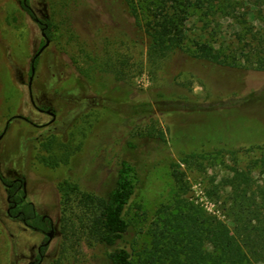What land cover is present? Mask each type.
I'll return each mask as SVG.
<instances>
[{
    "label": "rangeland",
    "instance_id": "1",
    "mask_svg": "<svg viewBox=\"0 0 264 264\" xmlns=\"http://www.w3.org/2000/svg\"><path fill=\"white\" fill-rule=\"evenodd\" d=\"M140 4L134 0L136 18L126 0H28L50 33L30 88L32 62L47 41L24 0H0V176L22 179L26 201L54 221L42 264H109L91 198L114 188L124 160L141 171L127 209L133 226L120 245L131 252L149 247L159 209L176 194L171 162L184 154H205L182 167L189 197L231 233L207 190L235 166L264 177L255 166L264 150L246 151L264 145V72L204 63L189 40L152 63ZM186 26L248 66V52L264 45V0H232L224 14H199ZM8 209L0 180V264L36 262L46 237Z\"/></svg>",
    "mask_w": 264,
    "mask_h": 264
},
{
    "label": "trees",
    "instance_id": "2",
    "mask_svg": "<svg viewBox=\"0 0 264 264\" xmlns=\"http://www.w3.org/2000/svg\"><path fill=\"white\" fill-rule=\"evenodd\" d=\"M126 1L138 18L134 0ZM231 6L232 0H141L149 60L158 64L184 51L189 40L193 57L204 63L264 72L262 44L253 46L248 52L244 60L246 66L223 44L209 41L206 32L190 36L186 25L192 17L199 14L216 16L219 12L222 15ZM24 7L36 20L27 3H24ZM204 21L206 25L207 21ZM46 32L50 36L49 30ZM254 55L258 59L252 61ZM36 65L37 60L34 61ZM128 145L133 146L132 143ZM256 150H264V145L254 144L246 149L247 152ZM216 152L222 155L225 148ZM202 159H205L204 153L192 152L184 154L179 162H171L176 194L170 204L159 209L157 220L151 228V243L139 252H131L120 246L131 233L133 225L127 217V209L141 181L138 165L129 160L122 162L114 188L105 196L91 198L98 211V239L111 250L108 253L109 264H264V177L235 166L230 175L217 183L213 182V186L207 190V198L219 204L225 218L233 223L231 233L225 221L210 214L189 197L191 186L182 167ZM259 163L264 168V157L255 166ZM1 179L5 184L14 185L13 189L7 190L11 199L23 203L25 192L21 191L20 196L15 195L23 185ZM22 211V219L39 232L51 231L52 220L36 215L32 203H24Z\"/></svg>",
    "mask_w": 264,
    "mask_h": 264
},
{
    "label": "flooded vegetation",
    "instance_id": "3",
    "mask_svg": "<svg viewBox=\"0 0 264 264\" xmlns=\"http://www.w3.org/2000/svg\"><path fill=\"white\" fill-rule=\"evenodd\" d=\"M24 3L26 4L27 3V6H28V0H24ZM29 7V6H28ZM36 21L38 22V24L42 27V30H43V37L46 39V41H47V43H46V45L48 44V42L50 43V39H49V36L47 35V32L46 31H48V29H49V25L48 24H44V23H42L38 18H36ZM44 34L46 35V37L44 36ZM46 45H44L43 46V48L46 46ZM49 46V45H48ZM47 46V47H48ZM46 47V48H47ZM42 48V49H43ZM45 48V49H46ZM41 49V50H42ZM45 49H44V51H45ZM40 50V51H41ZM43 51V52H44ZM42 52V53H43ZM41 53V54H42ZM40 57V56H39ZM38 57V58H39ZM38 58L36 59V60H38ZM34 61H35V58H34V60H33V62H32V78H33V76L35 75H33V66H34ZM35 67V66H34ZM35 71H36V67H35ZM33 102V104L35 105V103H34V101H32ZM40 111L41 112H46L48 115H51L54 119L56 118V115H55V113H53L52 111H50V110H43V109H40ZM1 178H4L3 176H0V180H2ZM6 179V178H5ZM10 181H12V182H15V183H21L22 185H23V187H21V189L19 190V191H17L16 193H15V195L16 196H20L21 195V191H24L25 192V195L23 196V200H24V202L23 203H18L16 200H12L11 199V197L8 195V204H9V209H8V214L12 217V218H15V219H17V220H21L22 222H23V224L27 227V228H29V229H31V230H33V231H35V232H38V233H40V234H42V235H44L45 237H46V243L45 244H43L42 246H40L39 247V251H38V253H39V256H38V260L36 261V262H32L31 264H42V261H43V258H44V251L46 250V247H48L47 246V243L49 242V241H52V239H53V237H54V232H55V226H54V221H53V219L50 217V216H47V215H40L38 212H37V210H36V207H35V204L33 203V202H27L26 201V199H27V197H26V183L22 180V179H16V180H10ZM3 183V182H2ZM4 184V186H5V188H6V190H11V189H13V186L14 185H8V184H5V183H3ZM24 203H32L33 205H34V207H35V211H36V215H40V216H46V217H49L51 220H52V227H51V231H48V232H39V230L38 229H36V228H34V227H32L31 225H29L28 223H26L23 219H22V216H23V211H22V209H23V206H24ZM12 212H15V214H13Z\"/></svg>",
    "mask_w": 264,
    "mask_h": 264
},
{
    "label": "water",
    "instance_id": "4",
    "mask_svg": "<svg viewBox=\"0 0 264 264\" xmlns=\"http://www.w3.org/2000/svg\"><path fill=\"white\" fill-rule=\"evenodd\" d=\"M44 36L46 37V35L44 34ZM47 38V37H46ZM49 45V42H48V44L35 56V60L41 55V53L44 51V49L47 47ZM35 74V67L33 66V75ZM32 80H33V78H31V82H30V88H31V86H32ZM51 243V241H49L48 243H47V246L49 245Z\"/></svg>",
    "mask_w": 264,
    "mask_h": 264
}]
</instances>
